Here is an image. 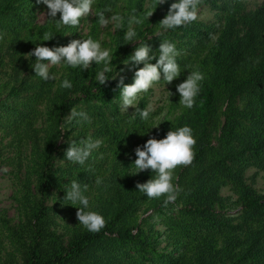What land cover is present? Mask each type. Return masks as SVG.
<instances>
[{
	"label": "trees",
	"instance_id": "obj_1",
	"mask_svg": "<svg viewBox=\"0 0 264 264\" xmlns=\"http://www.w3.org/2000/svg\"><path fill=\"white\" fill-rule=\"evenodd\" d=\"M175 2L94 0L93 13L110 8L107 17H125L123 27L112 32L94 14L82 17L76 27L57 26L48 18L40 24L46 5L0 0L1 144L9 140L16 151L10 164L17 170L21 217L14 225L0 210V264H264V195L247 178L251 168L264 172V3L248 9L244 0H202L199 8L214 12L212 22L197 19L163 30L158 23ZM150 10L148 19L134 25L136 43L126 41L127 16ZM88 20L85 34L81 30ZM89 37L111 50L113 71L105 85L95 79L102 67L95 63L87 70L52 65L55 80L35 76V57L26 55L37 43L52 48ZM164 40L176 45L181 75L170 84L154 83L172 93L167 115L156 128L154 111L147 121L132 117L135 109L121 111L118 83L123 76L125 84H132L143 67L124 64L139 42H146L158 59ZM192 70L205 79L188 109L179 104L176 87ZM65 78L71 89L60 87ZM151 95V88L142 92L136 107L146 108ZM73 108L86 112L90 122H69ZM185 125L197 141L195 157L191 165L174 170L173 183L181 191L164 206L166 197L149 199L136 188L155 173L134 175L135 149ZM88 137L102 143L86 163L65 160L69 143ZM24 147L29 156H23ZM97 176L103 178L100 186ZM76 179L88 185L89 210L106 221L98 233L79 224V205L64 202L66 185ZM226 187L236 201L222 195ZM63 213L72 220L67 239L58 231Z\"/></svg>",
	"mask_w": 264,
	"mask_h": 264
},
{
	"label": "clouds",
	"instance_id": "obj_2",
	"mask_svg": "<svg viewBox=\"0 0 264 264\" xmlns=\"http://www.w3.org/2000/svg\"><path fill=\"white\" fill-rule=\"evenodd\" d=\"M165 2L166 0H157L158 5ZM37 3L46 5L47 12L41 14L55 22L57 26L76 27L80 24L82 17H89L93 14L103 27L113 24L119 29L123 27L125 20V17L119 13L107 17L106 12L111 11L110 8H105L103 11L97 10L93 13L94 0H37ZM201 3L202 0H178V2L172 3L166 16L158 23L159 27L163 30H169L196 21L199 18ZM58 13L60 19L56 20ZM152 14L151 10L146 14L131 12L127 16L128 28L124 39L136 43L137 33L134 25L142 24L144 19H148ZM211 39H215V36H211ZM44 40L49 41L47 33L44 35ZM151 52L152 49L146 42H139L124 64L134 66L143 64V67L135 71L132 84H125L123 76L118 83L121 111L127 112L129 107H133L135 113L132 117L138 114L143 121L149 119L150 113L154 111V105L150 103L144 109L135 107L138 94L148 92L154 83L161 80L170 84L181 75V67L176 59L179 53L174 43L168 40L162 41L158 49V59L156 56L150 55ZM26 57H35L32 69L35 76L44 81L56 79L55 75L50 74L49 65L64 64L72 68L80 67L82 70L89 69L93 63L102 65L95 75V79L100 85L106 84L109 80L107 73L113 71L111 50L102 48L100 42L91 37L71 40L66 46L52 48L37 43L35 49L29 52ZM153 59H156L155 64L150 63ZM185 67L190 68L191 66L186 65ZM115 78L116 76L113 77V79ZM204 79V74L199 70L188 72L186 79L176 87V91L180 95V105L188 109L194 107L196 97L201 90V82ZM72 86L71 81L67 78L60 85L65 89H71ZM168 93L170 96L172 95L171 92L168 91ZM77 119L78 121L90 122V117L86 112L77 111L75 108L70 109L67 120L71 122ZM196 142L192 128L185 125L168 131L163 139L158 140L152 137L142 146H138L135 149L137 159L131 165L136 170L134 175L146 170L155 173V176H152L147 182L136 184L139 192L146 194L149 199L166 197L164 206L170 202H175L181 189L173 183L174 170L179 166L192 164L195 157L194 146ZM101 143L102 141L93 140L91 137L79 142L72 140L65 151V160L73 164L84 165ZM95 184L97 186L103 184V178L97 176ZM87 188V183H82L78 179L70 181L66 185L64 202L71 206L79 205V207H75L79 224L89 232L98 233L105 227L106 221L98 212L89 210V199L84 194Z\"/></svg>",
	"mask_w": 264,
	"mask_h": 264
},
{
	"label": "rangeland",
	"instance_id": "obj_3",
	"mask_svg": "<svg viewBox=\"0 0 264 264\" xmlns=\"http://www.w3.org/2000/svg\"><path fill=\"white\" fill-rule=\"evenodd\" d=\"M244 2L247 4L248 9H255L261 6L264 3V0H244ZM46 12L47 11H41L39 13L38 20L40 24L44 23L47 20V17L41 14ZM198 20L210 23L214 20V12L211 11L209 8L203 6L199 8ZM89 23L90 21L88 20L86 25L84 26V29L81 30L85 34L89 31ZM105 28H110L112 32H115L116 30L113 24H109ZM51 66L52 65H49V67ZM151 89L152 95L149 98V104L151 103L154 105V112H156L157 114L155 119V127L158 128L167 115L168 105L171 102L172 95L170 96L168 91H171L164 85L153 84ZM140 95L141 93L138 94L137 101ZM134 109L135 108L133 107H129L127 113H132ZM2 137L3 133L0 132V210L5 211L12 223L14 225H17L19 224L21 219L18 210V205L16 203V196L19 184L16 174L17 170L13 165L10 164L11 159H13L16 155V151L15 148H11L8 146L7 143L9 142V140H4V143L1 144ZM22 150L24 157H26L27 155L29 156L30 152L27 147L22 148ZM62 164L64 165L65 163L63 162ZM21 173H19V175ZM21 175H23V173ZM247 178L249 184L253 185L261 194L264 195V172L258 171L256 168H251L247 172ZM222 195L225 197H231L232 201H236L237 199V197L227 187L222 190ZM233 210V213L237 212V208L235 209L234 207ZM64 215L65 213L60 215V225L58 231L63 237H65V239H67V225H70L72 220L64 218Z\"/></svg>",
	"mask_w": 264,
	"mask_h": 264
}]
</instances>
